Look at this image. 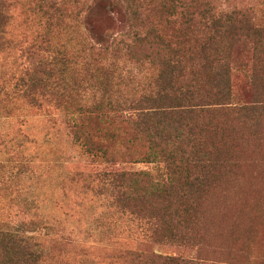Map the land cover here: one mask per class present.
<instances>
[{
	"label": "trees",
	"instance_id": "obj_1",
	"mask_svg": "<svg viewBox=\"0 0 264 264\" xmlns=\"http://www.w3.org/2000/svg\"><path fill=\"white\" fill-rule=\"evenodd\" d=\"M78 2L0 0V152L24 159L22 127L56 113L111 167L82 178L104 198L100 227L195 254L106 246L102 264H264V3L119 0L126 29L109 43L92 40ZM7 179L0 264H54Z\"/></svg>",
	"mask_w": 264,
	"mask_h": 264
},
{
	"label": "rangeland",
	"instance_id": "obj_2",
	"mask_svg": "<svg viewBox=\"0 0 264 264\" xmlns=\"http://www.w3.org/2000/svg\"><path fill=\"white\" fill-rule=\"evenodd\" d=\"M91 1L77 0L89 35L94 41L114 42L126 29L125 16L117 5L119 0ZM235 1L242 2L246 7L256 2L264 3V0ZM257 10V19L264 24L263 5ZM50 120H58L56 126L50 125ZM22 132L27 135L19 142V151H23L25 158L13 162L14 149L10 146L2 149L0 176L8 178V184L19 187L30 208L29 218L38 222L31 225L26 234L38 240L41 248L46 246L56 254L58 259L54 264H102L106 246L155 252L185 260L195 257L193 252L185 249L151 246L100 227L106 212L104 198L99 192H92L83 186L82 178L110 170L111 167L95 164L73 145L56 113L29 119ZM148 168L144 165H121L115 169L139 171ZM54 240L69 243L72 249L65 243L54 244Z\"/></svg>",
	"mask_w": 264,
	"mask_h": 264
}]
</instances>
